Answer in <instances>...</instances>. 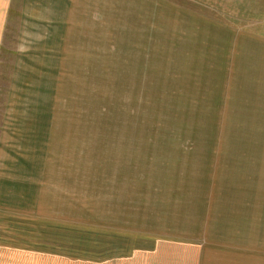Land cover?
Returning a JSON list of instances; mask_svg holds the SVG:
<instances>
[{"label": "rangeland", "instance_id": "374dc122", "mask_svg": "<svg viewBox=\"0 0 264 264\" xmlns=\"http://www.w3.org/2000/svg\"><path fill=\"white\" fill-rule=\"evenodd\" d=\"M8 11L3 264H264V0Z\"/></svg>", "mask_w": 264, "mask_h": 264}, {"label": "crops", "instance_id": "0c3cea01", "mask_svg": "<svg viewBox=\"0 0 264 264\" xmlns=\"http://www.w3.org/2000/svg\"><path fill=\"white\" fill-rule=\"evenodd\" d=\"M13 1L14 0H0V12L9 14L8 10L12 9ZM1 24L2 22L0 21V31L2 30ZM257 38L258 37L254 35L253 36L250 35L249 39L254 44V47H255L254 49L256 50V52H260L262 50L261 52L263 53V56H262V62L260 64L262 66L261 72L264 73V39H261L262 42H257L256 41ZM3 208L9 209V206H6L5 204H3L2 209ZM7 233H8L7 230L6 231L0 230V252H2L0 253V257H2L0 258V264L4 263V259L7 260L8 257H12V256H9L8 253H13L15 250H17V252L21 254V249H16L14 246L11 245V239H9V236L7 235Z\"/></svg>", "mask_w": 264, "mask_h": 264}]
</instances>
